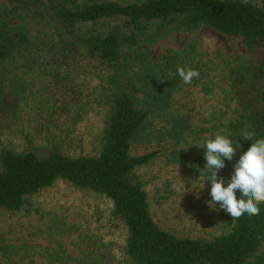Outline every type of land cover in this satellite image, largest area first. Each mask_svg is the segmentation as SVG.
Listing matches in <instances>:
<instances>
[{"label":"trees","instance_id":"16d2710c","mask_svg":"<svg viewBox=\"0 0 264 264\" xmlns=\"http://www.w3.org/2000/svg\"><path fill=\"white\" fill-rule=\"evenodd\" d=\"M203 27L247 55L215 62L189 40L153 58L157 42ZM179 66L199 76L185 84ZM89 113L102 124L85 152ZM244 132L264 138V0H0V213L40 214L31 199L64 181L104 197L112 218L97 249L47 264H264V203L236 220L208 204L202 147L222 134L237 148L218 174L227 186L252 143ZM160 152L180 167L185 207L221 216L218 233L179 235L154 218L141 170ZM26 247L0 239V264H45Z\"/></svg>","mask_w":264,"mask_h":264},{"label":"rangeland","instance_id":"374dc122","mask_svg":"<svg viewBox=\"0 0 264 264\" xmlns=\"http://www.w3.org/2000/svg\"><path fill=\"white\" fill-rule=\"evenodd\" d=\"M189 40L195 41L198 49L205 51L215 62H225L236 54L247 55L239 39L203 27L191 35L177 32L157 42L152 46L153 58H158L162 48H181ZM101 124L100 115L89 113L78 125V133L84 137L85 152L95 148ZM179 171L180 167L167 163L161 152L148 167L141 170L154 218L163 228L179 235L210 237L218 233L222 218L217 216V212L207 213L211 214L209 221L206 209L198 208L196 213L185 207L187 190L179 180ZM31 203L34 208H39L40 214L24 211L0 213V239L9 245L27 246L19 253L22 255L26 250L29 258L45 264L56 255L81 256L87 248L86 244L93 245V250L97 249L98 237L104 235L107 226L112 223L104 197L79 190L64 181H56L42 190L31 199ZM54 223H61V226L50 228ZM100 226L101 230L98 229ZM114 231L116 243L120 242V230Z\"/></svg>","mask_w":264,"mask_h":264},{"label":"clouds","instance_id":"9594fccd","mask_svg":"<svg viewBox=\"0 0 264 264\" xmlns=\"http://www.w3.org/2000/svg\"><path fill=\"white\" fill-rule=\"evenodd\" d=\"M177 73L185 84H191L192 80L199 76V72L190 67L179 66ZM254 137V132L242 134V138L251 140L252 143L234 164V171L227 186L225 179L218 174L225 167V159L229 161L233 159L237 148L227 136L222 134L207 139L202 147L205 150L206 160L203 170L209 173L206 183H211V200L208 204L214 206L219 204V208L233 220L239 219L244 214L250 217L258 216L259 205L264 203V138L254 139ZM237 191L241 194L240 198H237Z\"/></svg>","mask_w":264,"mask_h":264}]
</instances>
